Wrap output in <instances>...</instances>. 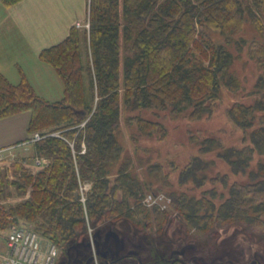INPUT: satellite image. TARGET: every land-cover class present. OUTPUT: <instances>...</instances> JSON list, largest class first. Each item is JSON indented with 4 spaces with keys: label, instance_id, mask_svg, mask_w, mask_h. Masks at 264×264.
I'll use <instances>...</instances> for the list:
<instances>
[{
    "label": "trees",
    "instance_id": "16d2710c",
    "mask_svg": "<svg viewBox=\"0 0 264 264\" xmlns=\"http://www.w3.org/2000/svg\"><path fill=\"white\" fill-rule=\"evenodd\" d=\"M20 1L0 4L10 7ZM247 20L264 39V0H88V28H71L62 42L40 54L63 82L61 101L45 102L27 83L12 86L0 77V120L29 112L28 132L44 136L33 143L34 157L49 160L35 174L12 164L10 183L0 167V200L12 187L27 195L16 204L0 203V231L30 224L26 228L65 251L86 241L89 227L114 220L163 226L167 213L143 204L146 184L130 170L129 159L113 179L109 176L122 155L117 137L121 112L151 111L155 117L167 113L191 121L212 116L221 89L234 93L241 87L230 70L233 55L210 33L228 43ZM254 47L256 62L264 69V45ZM263 84L261 77L256 93ZM226 117L242 132L241 147H225L216 137L197 140L198 155L181 169L179 184L201 186L207 181L206 171L214 162L201 155L209 153L233 175H247L248 181L229 185L218 206L211 190L210 199L171 193L170 207L198 233L209 235L217 227L243 223L261 233L258 238L264 243V95L249 105L234 102ZM126 122L135 123L144 136H166L162 123L141 114ZM161 169L150 164L146 175L164 180ZM219 180L227 187V175ZM83 183L91 186L84 202Z\"/></svg>",
    "mask_w": 264,
    "mask_h": 264
},
{
    "label": "rangeland",
    "instance_id": "374dc122",
    "mask_svg": "<svg viewBox=\"0 0 264 264\" xmlns=\"http://www.w3.org/2000/svg\"><path fill=\"white\" fill-rule=\"evenodd\" d=\"M87 27L88 25L86 24L78 28L83 30L87 29ZM210 37L216 44L225 45L233 55L234 62L230 70L240 82L241 87V89L234 93L228 92L226 89L222 88L220 99L215 106L212 116L197 121H191L187 117L172 118L167 113H161L159 117H155L152 115L151 111L130 112L124 110L121 112L122 126L118 131L117 137L122 146V155L120 161L112 169L109 176L113 179L116 175L118 166L125 159H129L131 162L130 170L139 176L142 183L146 184V186L144 185V198L149 194L156 193L155 195L157 196H163L162 202L166 203L167 201L164 199L170 201L169 194L176 193L185 194L188 197H194L196 199H200L203 196L210 199L209 192L214 190L216 197L213 201L218 206L221 203V198L225 199L227 197L229 185L234 182L243 184L248 181L247 175H233L226 163L217 159L214 153H209L201 155L202 159L212 160L214 162V165L206 171L207 181L201 186H196L190 181L183 185L179 184L181 169L187 165L193 156L198 155L197 140H201L205 137H216L222 140L225 147H241L243 134L228 122L226 110L234 102H241L249 105L254 102L255 98L264 95V84L259 93H256L255 85L257 81L261 77H263L264 81V69L259 68L254 55V44L264 45V39L257 33L252 23L247 20L244 24L243 31L231 37L228 43H226L224 37L217 33H210ZM137 114H141L144 119L162 123L166 129V136L163 139H160L157 134L144 136L142 132L138 130L135 123H125L127 118L136 116ZM37 133L41 135L43 132ZM53 134L58 136L59 132ZM192 137L195 141L191 140ZM36 158L44 159L45 164L49 163V160L44 157ZM36 158L33 160L32 167L40 171L47 164L43 167L36 166L34 164ZM256 161L257 157L254 158L251 164V170L255 168ZM0 162L4 163V165H0V167L4 169L3 171H7L6 179L9 183L12 182L14 179H12V164H5L6 160H1ZM150 164L160 165L162 167L161 177H163L164 180L158 179L156 182L154 181L155 179L149 178L146 175L147 166ZM222 175L228 176L227 187L222 185L219 180ZM81 185L80 195L84 197L85 201V194L89 192L91 186L88 183H83ZM1 196V201H3L4 205L16 204L27 198V195H19L13 187L10 190H5ZM165 207L166 209H163V211L167 213L168 218L164 223L172 222L169 231L170 235L173 236V230H181L182 227L187 233L194 230L191 229L185 221L177 215L176 211L170 207V202L166 203ZM147 208L152 209L151 207ZM121 222L126 226L129 225V220L127 219H122L120 223ZM20 226L26 228L31 225L21 222L19 227ZM10 228L11 227H8L0 231L2 237L8 234ZM90 229L93 228L89 227V233ZM123 229L124 231L128 230L127 227ZM192 233L196 236L195 239H197L199 235L201 237L203 235H206V238L209 237L211 252H216L218 256L232 249L244 250L246 254L249 250L254 249V256L257 257L259 253H264V243H260V239L258 238L262 236V234L248 228V226L243 223H231L223 227H217L214 232L209 235L198 233L197 231ZM169 237L167 239H170ZM154 239L155 237L153 236L152 240ZM4 246V241L0 240V254L4 253ZM261 258L262 264H264V256H261Z\"/></svg>",
    "mask_w": 264,
    "mask_h": 264
},
{
    "label": "crops",
    "instance_id": "0c3cea01",
    "mask_svg": "<svg viewBox=\"0 0 264 264\" xmlns=\"http://www.w3.org/2000/svg\"><path fill=\"white\" fill-rule=\"evenodd\" d=\"M87 20L88 0H21L10 7L0 4V77L12 86L27 83L45 102L61 101L63 82L40 54L62 42L71 28L86 25ZM30 119L31 114L23 112L0 120V161L20 164L35 174Z\"/></svg>",
    "mask_w": 264,
    "mask_h": 264
},
{
    "label": "flooded vegetation",
    "instance_id": "af4514ba",
    "mask_svg": "<svg viewBox=\"0 0 264 264\" xmlns=\"http://www.w3.org/2000/svg\"><path fill=\"white\" fill-rule=\"evenodd\" d=\"M121 220L90 229L86 241L59 250L56 264H262L264 253L254 256V249L247 254L232 249L218 256L211 252L210 238L199 235L200 239H195L194 230L187 233L182 227L173 230L172 236L169 234L172 222L158 226L139 220L129 221L126 226ZM124 227L128 230L124 231Z\"/></svg>",
    "mask_w": 264,
    "mask_h": 264
},
{
    "label": "built area",
    "instance_id": "2783aa9c",
    "mask_svg": "<svg viewBox=\"0 0 264 264\" xmlns=\"http://www.w3.org/2000/svg\"><path fill=\"white\" fill-rule=\"evenodd\" d=\"M44 138L43 135L35 133L31 137L30 142L36 143ZM35 165L43 167L45 164L44 159H35ZM82 185L80 187V190ZM163 196H157L155 194L147 195L143 204L146 207H159L165 209V204L170 201L167 199L166 203H163ZM81 201L84 202V197L81 196ZM0 240L5 243V251L0 254V264H56L59 249L52 242L42 238L39 234L25 227H11L7 235L2 237L0 234Z\"/></svg>",
    "mask_w": 264,
    "mask_h": 264
},
{
    "label": "water",
    "instance_id": "95a60500",
    "mask_svg": "<svg viewBox=\"0 0 264 264\" xmlns=\"http://www.w3.org/2000/svg\"><path fill=\"white\" fill-rule=\"evenodd\" d=\"M74 197L77 198L78 197V193H75Z\"/></svg>",
    "mask_w": 264,
    "mask_h": 264
}]
</instances>
